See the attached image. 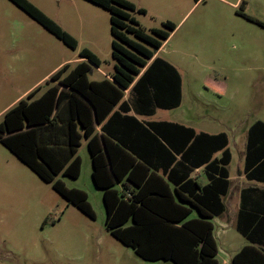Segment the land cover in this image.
I'll return each mask as SVG.
<instances>
[{
  "label": "trees",
  "instance_id": "trees-1",
  "mask_svg": "<svg viewBox=\"0 0 264 264\" xmlns=\"http://www.w3.org/2000/svg\"><path fill=\"white\" fill-rule=\"evenodd\" d=\"M9 1L66 47L78 48L73 37L27 0ZM86 1L110 14L115 61L111 80L89 82L91 66L99 68L101 62L89 50H81L84 62L72 69L63 66L3 114L0 144L68 204L95 219L86 193L55 179L79 178L77 151L85 141L92 183L102 191L105 228L114 239L144 261L217 264L211 220L224 212L222 198L229 189L227 135L137 118L151 116L155 108L180 106V75L154 58L175 25L167 21L163 29L145 31L131 14L146 12L131 2ZM129 89L135 98L122 101ZM244 165L247 180L264 184L260 121L247 131ZM199 169L205 182L194 175ZM245 193L248 190L241 194L236 230L247 245L230 264H264V209H249Z\"/></svg>",
  "mask_w": 264,
  "mask_h": 264
},
{
  "label": "rangeland",
  "instance_id": "rangeland-1",
  "mask_svg": "<svg viewBox=\"0 0 264 264\" xmlns=\"http://www.w3.org/2000/svg\"><path fill=\"white\" fill-rule=\"evenodd\" d=\"M27 1L79 41L80 49L96 51L102 64L100 73L92 72L90 79L112 70L107 11L86 0ZM128 1L146 11L131 14L140 28L163 29L167 21L175 25L156 55L179 71L181 103L172 110L155 108L156 114L145 119L225 133L232 154L230 180L235 186L247 184L237 181L246 134L255 122L264 123V0ZM76 58V51L9 0H0V123L25 91L62 61ZM77 155L79 178L55 179L68 189L85 192L95 219L68 204L0 144V264H173L144 261L109 234L102 191L92 183L85 141ZM228 198L225 213L211 220L217 264H230L247 245L235 228L239 197Z\"/></svg>",
  "mask_w": 264,
  "mask_h": 264
},
{
  "label": "crops",
  "instance_id": "crops-1",
  "mask_svg": "<svg viewBox=\"0 0 264 264\" xmlns=\"http://www.w3.org/2000/svg\"><path fill=\"white\" fill-rule=\"evenodd\" d=\"M128 1V0H127ZM130 2V1H129ZM132 3V2H131ZM132 4H134V3H132ZM135 5V4H134ZM136 6V5H135ZM137 7V6H136ZM137 8H139V9H143V8H140V7H137ZM146 12V11H145ZM134 14H136V13H134ZM134 19H135V21L137 22V19L135 18V17H133ZM108 20H109V37H110V40H109V48H111V58H112V47H111V43H112V36H111V34H110V14H109V17H108ZM137 24L139 25V23L137 22ZM140 26V25H139ZM144 30V29H143ZM150 30H152V29H150ZM146 31V30H145ZM147 31H149V30H147ZM77 43H78V46H79V41H77ZM163 44V43H162ZM161 48V47H160ZM83 49H85V48H77L75 51L77 52V56L79 57V52L81 51V50H83ZM88 50V49H87ZM90 52H92L99 60H100V58L98 57V55H97V53H96V51H94L93 49H90L89 50ZM158 52V51H157ZM157 52L155 53V55H154V58L155 57H158L156 54H157ZM159 58V57H158ZM161 59V58H160ZM162 60H164V59H162ZM165 62H167L169 65H171L177 72H178V74L180 75V73H179V71L176 69V67L175 66H173L169 61H166V60H164ZM81 62H84V60L83 59H80V57L77 59H75L74 61H72V62H69V61H62L61 63H59L55 68H53L49 73H47L40 81H38L35 85H33L31 88H29L27 91H25L24 93H23V95H25V97L30 93V92H32L34 89H36L37 87H39V86H41V85H43L45 82H47L48 80H49V78L56 72V71H58L60 68H62L63 66H65V65H69L70 66V69H72L73 67H75L77 64H79V63H81ZM100 62H101V60H100ZM151 62V61H150ZM149 62V63H150ZM148 63V64H149ZM70 64H73V65H70ZM101 64H102V62H101ZM100 67H101V65H100ZM100 67L99 68H96V67H93V66H91V68H90V70H89V72H88V74H87V79H88V81L89 82H101V81H103V80H111V76H112V74L114 73V67H115V63L112 65V70L107 74V75H101V74H99V76H96L95 74H94V76H95V79H90L89 78V76L91 75V73L92 72H94L95 73V71H97V72H99L100 73ZM180 78H181V75H180ZM42 82V83H41ZM41 83V84H40ZM39 84V85H38ZM38 85V86H37ZM35 86H37L36 88H34ZM34 88V89H33ZM24 97V98H25ZM135 98V96H134V94L131 92V89H129V90H126V91H124V97H123V99H122V101H127V100H131V99H134ZM181 98H182V78H181ZM23 99V98H22ZM18 100V99H17ZM21 100V99H20ZM18 102V101H17ZM16 102V103H17ZM15 103V104H16ZM181 103V102H180ZM158 109V108H157ZM158 110H161V111H165V110H163V109H158ZM156 112H157V110H155V109H153V113H152V115L151 116H137V118L139 119V120H141V121H143V122H169V121H150V120H146L145 118H150V117H152L154 114H156ZM170 123H175V122H170ZM175 124H179V123H175ZM179 125H183V124H179ZM183 126H185V125H183ZM185 127H188V126H185ZM188 128H191V127H188ZM193 129V128H192ZM99 130H100V126H97L96 125V131L99 133ZM194 130V129H193ZM196 133H206V132H202V131H196V130H194ZM206 134H209V135H215V134H210V133H206ZM217 134H219V133H217ZM227 138H228V146H227V148L229 149V151H230V148H229V137L227 136ZM246 142H247V134H246V141H245V148H246ZM230 154H231V151H230ZM244 159H243V167H242V171L239 173V176H238V178H237V181L238 182H242V181H247V184H237V186H235L234 184H232V182H231V180H230V178H231V176H230V171H229V166H230V164H231V162H230V164L228 165V167H227V170H228V173H229V189H228V193L226 194V196H224L223 198H222V202H223V204H224V207H225V203H224V199L229 203L230 202V198H228V197H230V195L231 196H235L236 198H237V196L239 197V202H238V204L236 205V211H235V216H236V218H235V228H236V222H237V216H238V212H239V209H240V204H241V194H242V192L243 191H245L246 192V190H248V193L246 194L245 193V200H247V204L249 205V209H251V210H253V211H255V210H257L258 211V209L260 210H262V209H264V184L263 183H258V182H255V181H250V180H247L246 179V177H245V165H244V163H245V149H244ZM216 157H219V154H217L216 155ZM231 161H232V154H231ZM239 164L241 165V161H239ZM194 175L195 176H199L200 178H201V180H203L204 182H205V178H204V175L202 174V170L201 169H199V170H196L195 171V173H194ZM228 194H229V196H228ZM228 196V197H227ZM225 209H226V207H225ZM225 209H224V212L220 215V216H222L224 213H225ZM220 216H218V217H220ZM240 250V249H239ZM238 250V251H239ZM237 251V252H238ZM236 252V253H237ZM233 257V256H232Z\"/></svg>",
  "mask_w": 264,
  "mask_h": 264
}]
</instances>
